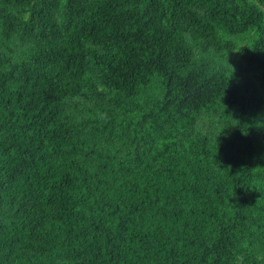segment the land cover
<instances>
[{"label": "trees", "instance_id": "1", "mask_svg": "<svg viewBox=\"0 0 264 264\" xmlns=\"http://www.w3.org/2000/svg\"><path fill=\"white\" fill-rule=\"evenodd\" d=\"M0 264H264V0H0Z\"/></svg>", "mask_w": 264, "mask_h": 264}]
</instances>
